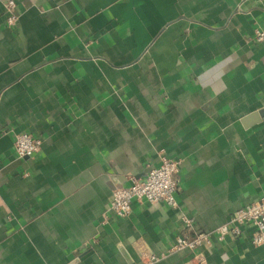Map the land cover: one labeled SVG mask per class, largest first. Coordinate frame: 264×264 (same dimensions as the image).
I'll list each match as a JSON object with an SVG mask.
<instances>
[{"label":"crops","instance_id":"0c3cea01","mask_svg":"<svg viewBox=\"0 0 264 264\" xmlns=\"http://www.w3.org/2000/svg\"><path fill=\"white\" fill-rule=\"evenodd\" d=\"M16 2L11 24L0 0V264H264L252 227L217 233L264 196V0ZM162 156L181 161L177 207L118 216L114 189ZM195 231L212 242L176 248Z\"/></svg>","mask_w":264,"mask_h":264},{"label":"built area","instance_id":"2783aa9c","mask_svg":"<svg viewBox=\"0 0 264 264\" xmlns=\"http://www.w3.org/2000/svg\"><path fill=\"white\" fill-rule=\"evenodd\" d=\"M5 8L8 11V21L14 24L18 16L14 13L16 0H4ZM257 39L264 41V30L257 31ZM42 145L40 137L33 136L28 132L19 133L16 136L15 148L20 157L32 156ZM180 165L178 159L162 156L161 163L152 167L145 178L131 177V183L127 186L119 185L114 189L111 208L120 216H126L132 211V204L135 200H146L151 203L164 202L171 207H177L176 192L180 184ZM187 226L192 225V219L184 217ZM252 227L251 239L254 245L264 244V196L252 203L236 209L228 221L217 228L219 239L226 235L239 236L245 228ZM212 236L210 233L195 231L191 236H180L177 239L176 248L196 249L204 244H210ZM158 257L152 256L153 263ZM197 264H205L204 255H196Z\"/></svg>","mask_w":264,"mask_h":264},{"label":"water","instance_id":"95a60500","mask_svg":"<svg viewBox=\"0 0 264 264\" xmlns=\"http://www.w3.org/2000/svg\"><path fill=\"white\" fill-rule=\"evenodd\" d=\"M261 113L264 114V110H262Z\"/></svg>","mask_w":264,"mask_h":264}]
</instances>
